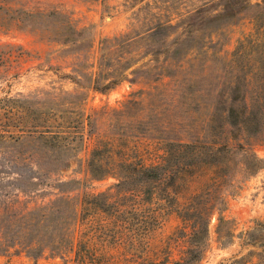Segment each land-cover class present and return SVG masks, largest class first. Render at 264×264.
I'll return each mask as SVG.
<instances>
[{
  "label": "rangeland",
  "instance_id": "rangeland-1",
  "mask_svg": "<svg viewBox=\"0 0 264 264\" xmlns=\"http://www.w3.org/2000/svg\"><path fill=\"white\" fill-rule=\"evenodd\" d=\"M223 2L0 0V264H79L75 252L38 258L25 252L33 240L43 244L48 225L59 226L57 215L48 222L42 212L31 213L65 196L81 215L86 197L115 195L117 177L96 180L88 171L98 148L111 151L102 154L103 163L166 167L163 180L134 185L135 193L120 202L124 243L115 246L108 236L116 229L106 231L108 256L124 264H174L188 249V212L203 214L210 196L220 209L211 216L201 264H233L253 249L242 248L240 237L264 222V123L263 133L247 136L230 120L264 118V98L236 92L245 80L255 83L249 39L256 8L212 21ZM202 7L210 20L188 38V16ZM17 9L65 15L86 41L65 45L21 30ZM157 23L174 27L169 52L156 47L159 54H143L142 45L127 72L134 83L95 92L90 84L100 71L103 41L142 35ZM220 216L234 228L232 243L219 240ZM103 236L93 241V256L102 257Z\"/></svg>",
  "mask_w": 264,
  "mask_h": 264
},
{
  "label": "trees",
  "instance_id": "trees-1",
  "mask_svg": "<svg viewBox=\"0 0 264 264\" xmlns=\"http://www.w3.org/2000/svg\"><path fill=\"white\" fill-rule=\"evenodd\" d=\"M223 3L220 12L212 16V21L232 18L249 8H256V12L252 15L254 33L249 39L250 50L254 54V58H252L254 69L250 76L254 78L255 83L245 80L236 88V92L240 93L237 98H264V0H258L257 3H254L253 0H224ZM13 14H19V17L16 16L15 20L21 30L40 32L50 41L65 45H77L86 41L85 32L77 29L68 17L60 13H31L17 9ZM205 14L206 7H202L201 11L188 16V38H194V35L205 27L206 22L210 20ZM173 28V26L166 23H157L142 35L138 34L132 37L129 34H123L104 40L100 58V71L91 81L90 86L92 89L95 92L106 93L125 81L134 83V80H129V74L127 73L137 63V60L132 57L133 53L139 52L138 48L140 49L142 45L143 48L146 47L143 54H150L149 49H151L152 54H159L158 51L152 50L156 47L169 52V31ZM135 73L137 72H131V74ZM230 123L232 127H236L247 136H258L263 133L264 118L258 115L235 117L234 120H230ZM239 148L246 153L251 150V148H246L243 145ZM221 150L224 153L230 152L228 146H224ZM106 152L110 154L111 151L107 148H98L92 152L91 159L88 162V171L91 177L96 180H102L109 176L117 177L119 180V183L115 186L117 193L115 195L103 193L98 196L86 197L82 203L81 215H78L76 209L72 206V200L65 196L58 198L55 202L38 211L34 210L31 214L42 212L44 217L49 219L48 222H51V218L57 215L59 226L54 229L48 225L44 233L43 244H37L33 240L29 246H26L25 252L29 256L38 258L46 252L52 256H64L75 252L76 261L79 264H124L123 260L117 256L107 255L109 252L105 250V247L111 242L103 235L108 230L116 229L108 238L110 237L115 242V246H122L125 235L123 231H120L119 226L120 217L122 216L120 202L135 193L136 188L134 185H144V183L163 180L166 167L160 165L147 166L144 163L129 162L127 160L103 163L100 159L103 156L102 154ZM253 155L257 165L263 163L254 152ZM68 184L70 183H64V185ZM113 198L114 201L111 202ZM213 201L211 196L204 199L202 202L203 214L198 209L188 212V249L184 252L185 257L174 262V264L202 263L210 246L211 216L215 210L220 209L216 204L217 202ZM218 220L217 231L220 242L222 244L232 243L235 238L234 228L228 226L229 222L224 217L220 216ZM80 227L82 228V231L80 230L82 232L80 242L77 243L78 249L74 250L76 246L75 236ZM99 234L101 237L106 238L103 240L101 249H97L102 252V257L93 256L96 251L93 241L99 239ZM240 238L242 248L252 247L253 249L235 260L233 264H264V222L257 223L252 230L242 234ZM14 243L13 246L20 245V247H23V244L19 242ZM167 263V260L155 262L147 259L139 262V264Z\"/></svg>",
  "mask_w": 264,
  "mask_h": 264
}]
</instances>
